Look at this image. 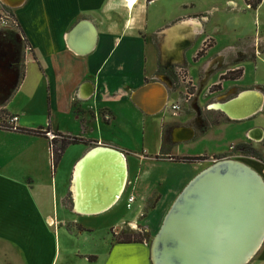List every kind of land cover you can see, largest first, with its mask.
<instances>
[{
    "label": "crops",
    "instance_id": "obj_1",
    "mask_svg": "<svg viewBox=\"0 0 264 264\" xmlns=\"http://www.w3.org/2000/svg\"><path fill=\"white\" fill-rule=\"evenodd\" d=\"M158 1L138 0L131 9L128 0H24L16 6H11L10 0H0V9L4 5L12 7L22 30L0 24V84L9 83L12 98L21 101L11 111L0 107V124L8 116L18 115L17 127L36 129L43 126L23 123V117L45 112L51 132L86 140L69 145L54 168L48 138L0 128V246L15 255L5 256L6 264H152L145 242L118 243L107 228L103 230V256L92 251L57 256L53 248L55 236L58 232L65 243L74 239L96 241L95 228L88 218L110 212L121 201L128 207L130 196L135 198L128 207L132 208L135 191L142 190L144 208L148 198L157 192L160 198L154 211L162 208L161 213L167 212L187 182L209 166L211 158L227 153L232 145L252 143L259 148L263 144L264 129L251 125L242 127L223 151L218 148L210 154L197 155L170 151L176 156L207 155L206 161L186 163L156 158L168 144L175 147L190 142L208 134L215 125L247 122L253 115L232 119L220 109L227 113L224 122L210 121L204 126L195 113L167 107L169 98L171 107L181 93L169 92L166 107L151 114L133 101V93L152 80L170 88L169 68L173 64H186L190 79L198 80L200 85L216 84L229 70L242 68L244 72L241 66H230L236 63L238 54L243 50L257 51V37L251 41L248 37L235 40L218 36V26L209 28L210 18L204 13L207 10L196 9L194 2L182 3L172 11L154 6L149 12ZM78 24L81 25L71 38ZM73 46L78 50L91 48L81 53ZM203 49L204 53L198 55ZM242 75L232 79L238 86L232 98L253 89L238 84ZM260 105L262 108L264 97ZM153 107L144 103L145 109ZM5 136L12 142L3 144ZM148 137L150 151L146 148ZM99 146L123 152L127 181L115 204L88 214L76 208L75 177L90 151ZM260 153L264 156V149ZM20 157L33 167L30 173L10 172L2 166V160L14 164ZM150 158L185 171V175L171 178L165 190L150 174L140 181V166ZM248 161L254 168L262 164L251 157ZM133 220L121 228L132 229ZM118 224L111 229L120 227ZM60 226L70 233L63 232ZM21 238L26 239V248L20 247ZM42 245L49 256H41Z\"/></svg>",
    "mask_w": 264,
    "mask_h": 264
},
{
    "label": "rangeland",
    "instance_id": "obj_2",
    "mask_svg": "<svg viewBox=\"0 0 264 264\" xmlns=\"http://www.w3.org/2000/svg\"><path fill=\"white\" fill-rule=\"evenodd\" d=\"M191 2H194L196 9L207 10L204 13H207L210 18L209 28L214 25L218 26V36H226L227 39L235 38V40L239 37H248L251 41L257 37V44H255L257 51L249 50L248 52H245V50H243V53L241 52L237 55L238 57L236 58V63L231 64L230 66L243 67L244 72L238 84L245 87H252V90L247 91L257 90L261 92L264 97V0L256 9L250 8L246 4L245 0H159L157 4L150 6L149 12H151V9L154 8V6H164L167 11H172L173 9L180 7L182 3L190 5ZM1 12L2 9H0V14ZM6 22L8 24H4L5 26H13L11 18L8 21L6 20ZM185 67L186 64H173L169 68V70L173 72L172 76L176 77L175 82L169 77L172 82L169 92L171 93L173 91L181 93L180 98L177 100V104L180 106L181 111L186 114L195 113L201 118V122L203 121L202 124H204V126H206V124L209 125L210 121L211 123L224 122L225 114L221 110L215 108L208 110V108H212V104L214 103L225 102L226 100L232 98L230 96L238 93L237 83L232 81V78H230L238 74V70L228 71L224 74H227L226 78H222L224 76L222 75L220 77V81L216 82V84L200 85L197 82L198 80L195 82V79L194 81L190 79ZM10 88L9 83L3 82L0 84V107L7 111L13 110L15 106L21 102L19 101V98H12V90H10ZM171 103L172 99L169 98L167 104L168 108H171ZM5 122L8 121L5 120ZM23 123H32L37 126L41 125L43 127H48L49 118L45 112H43V114H29L23 117ZM237 123L238 124L234 125H228L229 123L215 125L208 132V134L198 136L190 142L177 144L175 147L171 146V144L164 146L163 152L166 154V151L170 152L173 149V151H176L179 155H197L210 154L213 150L218 148L223 151L228 148L230 143H232V139H234L233 137L235 134H240L242 127L245 129L251 125H259L264 129V105L255 115H253L251 120L242 122L245 124L244 126H242L243 124L240 122ZM7 138V136L3 138V144H9L12 142L11 139ZM58 139L60 140V137ZM13 142L16 141L14 140ZM244 144L245 146L243 147L232 145L233 148H230L227 153L221 154L222 157L211 158L210 162L213 163L215 159L220 160L226 158L238 159L243 162H247L249 157H251L262 162L261 165L255 167L256 169H254L258 171L262 177H264V156H262V159H258L254 156V152H261V150L264 149V142L259 148L252 143ZM147 145L148 146L146 148L150 151L152 148L151 144H149V137L147 138ZM2 151L4 153L5 150L2 149ZM22 157L18 158L14 164L8 160H2V166L4 165L3 167H5L6 171L9 169L10 172L14 171L15 173L20 174L30 173L33 167L26 164L22 160ZM156 162L157 160L150 158L142 163L140 166L141 169L138 172L140 181L150 174L152 179L158 180L161 189L165 190L167 189V185L172 182L171 178L179 179L180 174L185 175V171L177 170L175 167L169 166L164 162H157L158 164ZM211 163H209V165H211ZM179 168L181 169L182 167ZM187 169L189 170V167ZM156 185H158V183H156ZM135 196L136 201L132 208H128L126 203L121 201L110 212L98 217L88 218L95 228L94 236L96 241L87 242L82 239H74L71 242L65 243L63 242V236L60 238V234L57 232V235L55 236V245L53 246L54 252H57V256H73L76 251L81 253L92 251L98 253L100 256H103V251L106 246L103 238V230L106 228L110 235H114L116 238L123 236H131L134 238V235H140V237L144 238L143 243L145 242L151 250L153 239L161 228V224L164 221L167 212L177 197L173 200L167 212L161 213L162 208L157 211H154V208L149 209L150 204L154 203L159 196L157 192L153 193L151 200L148 198L149 202L147 200L145 208L142 205V190L135 191ZM130 219H134L133 221L135 222L131 225L132 229L131 227H124L122 229L121 226H124V224H126V222ZM135 219H137V221H135ZM147 221L150 229L146 227ZM114 223H119L118 226L120 227L111 229ZM56 226V229L58 230V225L56 224ZM71 226H73V224H71ZM66 230L69 232L68 229L63 226L62 231L66 232ZM25 240L21 238V248H26L28 246V244L24 243ZM42 247L43 252H41V256H49V253H45V246L42 245ZM49 247L50 246L47 245L46 249H49ZM5 248V246H0V264H6L5 262L8 263L7 260L5 262L3 261L5 256H15L10 254ZM248 264H264V244L259 249L256 256H254Z\"/></svg>",
    "mask_w": 264,
    "mask_h": 264
},
{
    "label": "water",
    "instance_id": "obj_3",
    "mask_svg": "<svg viewBox=\"0 0 264 264\" xmlns=\"http://www.w3.org/2000/svg\"><path fill=\"white\" fill-rule=\"evenodd\" d=\"M23 1L10 0V4L16 6ZM80 25L75 26L71 38ZM90 48L78 50L76 46H73L75 51L81 53L88 52ZM241 93L236 98L223 102L222 105L241 102L243 99ZM168 94L169 88L166 85L158 80H152L136 90L132 98L138 106L151 114L166 107ZM144 103L152 104L154 107L145 109ZM253 108L254 106H251L243 111L242 117L251 114ZM225 114L227 115L226 112ZM101 148L104 147L101 146ZM95 149L98 148L92 149L87 158ZM116 151L122 152L117 149ZM250 182L254 185L255 193L246 197L245 191L249 188L247 186ZM190 204L192 207L186 208ZM255 212L257 214L255 232L251 238L245 239L248 228L243 226L249 227L251 215H255ZM181 216H186L188 220H181ZM263 231V179L255 169L246 164L229 158L215 159L209 167L198 173L188 183L172 204L154 240V248L158 253L157 263L176 264L178 257L184 263L190 254L192 256L197 254L199 263L202 264L204 256L200 255L207 254L217 263L246 264L247 255L253 253ZM186 234L188 237L185 238Z\"/></svg>",
    "mask_w": 264,
    "mask_h": 264
},
{
    "label": "bare ground",
    "instance_id": "obj_4",
    "mask_svg": "<svg viewBox=\"0 0 264 264\" xmlns=\"http://www.w3.org/2000/svg\"><path fill=\"white\" fill-rule=\"evenodd\" d=\"M137 2L138 0H128L127 4L131 9H133V6H135ZM87 26L92 28L90 25H87ZM262 96L263 95L259 91L258 92L257 91L256 92L246 91V92L241 93V98H243L241 102L236 101L232 105H227V106L222 105L223 102L215 103L212 105V108H217L219 110L221 109L223 112L226 111L229 114V116L233 117L234 119L235 118L244 119V118H248V116L250 115L252 116L253 113L259 110V108L261 107L260 104L262 103V100H263ZM251 106H254L253 110L251 111V114H249L248 116L242 117L244 115L243 111H245L246 109H249ZM259 133L261 134V131H259ZM229 159L252 167L245 161L243 162L241 160L232 159V158H229ZM125 164L126 162L124 160L123 154L118 153L115 150L101 148L100 146L98 147V149H95L92 155H90L88 158H86L82 162V164H80L81 166H79L80 168L76 172V177H75V182H76L75 188L77 192L76 193V208L79 211H82L83 213H95L98 211H104L107 208L111 207L113 204H115L116 200L121 197V192L123 191L126 181H127V176H126L127 174L126 166L127 165ZM252 168L254 169V167ZM204 169H202L201 171H203ZM198 173L193 177V179L198 175ZM258 174L261 176L259 172ZM261 178L263 179V182H264V177L261 176ZM247 187L249 188L245 191L246 197H250L251 195L255 193L254 185L252 182H250V185ZM190 207H192L191 204L187 206L186 208H190ZM254 214L255 215H251L252 220H251V224L249 225V227L245 225L243 226L244 228H248L247 234L245 235V239L251 238L255 232L256 223H257L256 222L257 214L256 212ZM180 219L188 220L186 216H181ZM243 234H245L244 231H243ZM155 237L153 239L151 250H150L152 264H158L157 263L158 253L156 251V248H154ZM184 237L185 238L188 237V234H186ZM190 238H192L191 235H190ZM243 243L245 244V240ZM263 244H264V231L262 232L259 238L257 247L256 246L254 247L253 253L247 255L248 258L246 257L245 259V261H247L246 264H248L252 260V258L256 256V254L258 253L259 249L262 247ZM152 251H154V256H152ZM197 256H198L197 254H195V256H192V254H190L189 258H187L186 259L187 261L184 263L182 262V259L178 257L176 258V264H200ZM200 256H204V260L202 264H222V263H217L215 260L209 258L207 254H202ZM225 260L226 258L224 259V261Z\"/></svg>",
    "mask_w": 264,
    "mask_h": 264
},
{
    "label": "trees",
    "instance_id": "obj_5",
    "mask_svg": "<svg viewBox=\"0 0 264 264\" xmlns=\"http://www.w3.org/2000/svg\"><path fill=\"white\" fill-rule=\"evenodd\" d=\"M150 1V0H148ZM263 0H245L246 4L252 8V9H256ZM5 13H4V12ZM2 12L4 13V15L6 16V20H12V24L14 27H17L21 30L19 23L16 21L14 14H13V10L7 6H3L2 8ZM8 18V19H7ZM22 31V30H21ZM205 49V48H204ZM204 49L201 50L198 55H202L204 53ZM236 70V69H235ZM238 70V74H236L235 76H232L230 78L232 79H236L239 78L242 73H243V69H237ZM229 71H234V70H229ZM162 69L158 70V73H161ZM171 71H169V77L174 80V82L176 81V77L172 76ZM227 75V74H226ZM226 75H224L222 78H226ZM0 128L1 129H6V130H16V131H20V132H24L30 135H36V136H44L46 138H48L47 136V132H51L50 127H39L36 129L33 128H22V127H17V126H13L7 122L0 124ZM53 133V132H52ZM55 138H53L52 140H49V147H50V153H51V161H52V166L55 168L59 161L62 158V155L64 153V151L66 150V148L71 145V144H77V143H82V142H86L85 139L81 138V137H77V136H70V135H65V134H60V133H54ZM60 137V140L58 139ZM238 147H243L245 146L244 143H240L237 144ZM164 148H162L161 152L156 156L157 159H168L171 160L172 162H186V163H196V162H201V161H206L209 159V157L207 155H200V156H172L170 155L169 151H166V154H164L163 152ZM254 156L257 157L258 159H262V155L261 153L258 152H254ZM224 156V155H223ZM222 157L221 155L219 156H214V158H220ZM153 197V196H152ZM149 198V200H151V198ZM160 196H158V198L154 201V203L150 204L149 208H153L155 206V203L159 200ZM148 200V202H149ZM144 238L134 235V238H132L131 236H127V237H117L116 241L118 243H132V242H143Z\"/></svg>",
    "mask_w": 264,
    "mask_h": 264
},
{
    "label": "built area",
    "instance_id": "obj_6",
    "mask_svg": "<svg viewBox=\"0 0 264 264\" xmlns=\"http://www.w3.org/2000/svg\"><path fill=\"white\" fill-rule=\"evenodd\" d=\"M5 18H6V16L4 15V13L1 12V14H0V24H8L6 22V19ZM171 108H172V110L176 111V110H179L180 109V106L178 104H173L171 106ZM18 119H19L18 115H11V116H8L6 120L8 122H10L9 124H11L13 126H17L16 124L18 122ZM47 136H48V139L49 140H52L53 138H55V135L52 132H47ZM231 148H233V146ZM134 199H135L134 196H130L128 198V207H131V204L134 201Z\"/></svg>",
    "mask_w": 264,
    "mask_h": 264
},
{
    "label": "flooded vegetation",
    "instance_id": "obj_7",
    "mask_svg": "<svg viewBox=\"0 0 264 264\" xmlns=\"http://www.w3.org/2000/svg\"><path fill=\"white\" fill-rule=\"evenodd\" d=\"M236 97H237V96H236ZM214 104H215V103H214ZM212 105H213V104H212ZM256 112H258V111H256ZM256 112H255V113H253V114H256ZM253 114H252V115H253ZM250 116H251V115H250ZM211 164H212V163H211Z\"/></svg>",
    "mask_w": 264,
    "mask_h": 264
}]
</instances>
